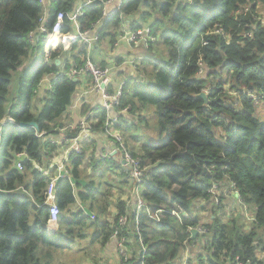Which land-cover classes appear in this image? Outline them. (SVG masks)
<instances>
[{
  "label": "trees",
  "instance_id": "trees-1",
  "mask_svg": "<svg viewBox=\"0 0 264 264\" xmlns=\"http://www.w3.org/2000/svg\"><path fill=\"white\" fill-rule=\"evenodd\" d=\"M74 5L75 0H53L48 28ZM103 7L93 3L79 20L83 33L98 28L99 46L112 48L124 23L133 29L152 24L158 39L138 68L147 83L133 79L123 89L120 110L129 114L121 115L118 128L145 171V208L137 224L120 228L117 218L128 210L115 197L125 184L123 168L115 160L99 161L95 150L88 158L86 151L73 157L74 185L66 179L56 185L59 230L46 229L43 203L50 180L35 166L48 167L57 148L37 134L71 126L68 108L80 84L58 75L54 52L51 64L45 63L44 36L34 45L30 41L44 13L41 0H0V122L15 121L1 131L0 264H70L67 251L91 235V244L103 249L116 230L130 240L131 264H181L186 251L189 264H264V120L258 116V105H264V0H124L110 18ZM81 54L87 56L88 46ZM84 62L75 58L78 67ZM51 75H58L52 90L40 93ZM201 93L208 94V106ZM97 112L95 129L106 132L108 112ZM150 116L157 133L134 137ZM32 122L38 131L18 127ZM159 133L167 138L148 143ZM21 153L27 159L19 170L14 162ZM81 166L99 174L97 180L85 181ZM231 183L241 204L227 213L226 196L215 206L210 193L216 187L223 194ZM202 201L208 215H201ZM112 205L117 213L109 221ZM240 208L249 211L251 224ZM198 227L206 233L193 239L191 230ZM89 252L80 254L81 263L96 260Z\"/></svg>",
  "mask_w": 264,
  "mask_h": 264
},
{
  "label": "built area",
  "instance_id": "built-area-1",
  "mask_svg": "<svg viewBox=\"0 0 264 264\" xmlns=\"http://www.w3.org/2000/svg\"><path fill=\"white\" fill-rule=\"evenodd\" d=\"M49 4L50 1L48 0ZM100 2L103 4V16L105 18H110L114 12L123 6L121 2L116 10H109V7L113 6L116 0H75V7L71 12H59L54 20L51 28H48V15H50V6H46V0H41V4L44 7V13L41 18L40 27L30 33L29 38L31 43H35L41 36L45 38V44L43 46L46 57L49 58L53 52H57L55 49H63L65 52L71 50L78 41L82 44L90 45V47L97 45L99 42V35L96 30H91L83 33L80 29L79 20L85 15V10L90 7L93 3ZM264 24V20L262 21ZM153 25L149 24L141 28L133 29L129 26V23H124L120 29V33L117 38L118 41L125 42L128 46L130 54H127L125 58V64L138 70L141 66L143 57L138 55L141 49L148 50L154 46L158 39L153 33ZM68 29L69 31L64 33L63 30ZM217 33H223L222 30L217 31ZM246 36H251L247 34ZM84 65L78 67L75 64H71L68 72L58 74L60 76L68 77L71 80H79L82 77L89 76L92 79L91 91L97 95H100L103 100L102 109L108 112L105 126V131H97L95 126L97 125L98 119L96 115H86L84 118L75 126H70L65 130H71L75 132L72 135L68 131L58 130L57 134L52 133H38L37 136L43 139V142L52 144L56 146V155H53L50 165L48 167H41L36 164L35 168L42 173L45 177L49 178L50 183L46 191L44 192V203L43 205L48 208V221L47 224L51 226H57L61 217V210L57 204L56 197V185L59 180L66 179L70 181L73 185L72 179V167L70 166L72 156H84L86 151L87 157L92 156L93 149L91 145L97 136H104L107 141V149L103 154L98 155L99 161H112L115 160L118 166H122L123 173L126 175V184L129 192L126 197L121 196V200L126 201L128 205V210L126 215H120L117 218L118 226L120 228L131 227L132 222L138 223L139 214L145 208V202L141 197L142 193V182L145 177V171L141 167V161L139 158H134L130 150L127 149L125 141L121 131H119L121 115H126L128 109L120 110L121 99L123 96V86H120L117 91L112 87V75L111 67H101L97 66L91 59L83 58ZM58 75H51L55 79ZM47 76L42 81L46 83V86L39 88V92H45V88L52 90V85L49 77ZM139 80L147 83L142 77H138ZM41 82V83H42ZM50 84V85H49ZM41 85V84H40ZM40 87V86H39ZM38 91V90H37ZM37 93V92H36ZM76 107V104L72 106ZM4 126V122L2 123ZM65 132L60 141L53 140L59 133ZM87 148H89L87 150ZM17 169H23V162L27 159L25 153L18 154ZM89 170H92L89 168ZM229 191L234 192L241 203V195L236 190V186L231 183L229 186ZM212 199H214L215 206H218L221 202L219 198V192L214 187L210 193ZM120 199V198H119ZM136 215L133 220L130 216ZM94 219V217L92 218ZM196 229H192L191 232ZM116 242V253L120 258V264H131L132 252L126 246V240H128L124 235L116 230L112 236V239ZM130 242V240H128ZM183 264H189L188 258H186Z\"/></svg>",
  "mask_w": 264,
  "mask_h": 264
},
{
  "label": "crops",
  "instance_id": "crops-1",
  "mask_svg": "<svg viewBox=\"0 0 264 264\" xmlns=\"http://www.w3.org/2000/svg\"><path fill=\"white\" fill-rule=\"evenodd\" d=\"M49 1H50V4L48 0H46V4H47L46 6L48 7L50 6V11H52L53 9L52 1L53 0H49ZM121 2L124 4V0H116L115 4L109 7V10L117 9ZM50 17H51V13L50 15H48V19H50ZM97 29L98 28H96V30ZM96 33L98 34L97 31ZM84 46H88L87 56H84L81 54ZM54 53L57 54L58 56L52 60V63L54 64V67L59 74L68 72L67 67L68 66L71 67V64H75V58H79V59L89 58L97 66L111 67L112 68L111 70L112 87L114 88L115 91H117V89L120 86H123L125 88L127 83H129L133 79H139L138 78L139 76L142 77V79L145 78L143 77V74H141L138 70L135 71V69L125 64L124 57L127 54H130V51L128 49L127 44L122 41H118V43L116 42L112 48L109 47L108 45H106L103 48L99 46L98 43L97 45L90 47V45L88 44L85 45V44H82L81 41H78V43L71 48V51L69 52L63 51L61 55H59L58 52H54ZM138 55L141 57H144L146 53L138 52ZM47 63L51 64V59L47 60ZM49 78L50 80H52L53 76ZM78 83L80 85L77 88V92L74 96L71 106L68 108V113L71 114V118L73 121L71 126L77 125L86 115H89V114L95 115V113L98 110H102V106H103V100L101 99L100 95H97L91 91V87H92L91 77L89 76L82 77L81 79L78 80ZM44 86H46V83L42 82L39 88H43ZM46 91H48V89L45 88V92ZM75 104H76V107L73 108L72 106ZM65 129H59V130H64V131L69 130V129L68 130H65ZM63 135H65V132L59 133L56 137H53V140L60 141ZM91 148L93 149V151L95 150V153H97V155L103 154V152H105V149L108 150L107 141L105 140L104 136H97L94 139V142L91 145ZM56 153L58 152L56 151ZM56 153L54 155H56ZM73 157L74 155L72 156L70 160L71 163L73 161ZM16 160L17 162L19 161L17 157H16ZM71 163H70V166L73 168V165ZM80 169L81 171L87 170L84 166H81ZM86 173H88V171ZM96 175H99V174H96ZM80 183L86 184V182H83V181ZM126 186L127 184H123V191L115 190L116 199L118 198L122 199L121 196L124 194V192H127L129 190L128 188H126ZM239 204L241 203H239L238 201L234 202L233 199H231L230 202H227L226 199H224V203H223V205H225L224 211L227 213H230V211L232 210L233 212H236L238 210ZM202 208H203V214L201 215H208L207 213L209 212L210 208L207 205V203L205 202L202 203ZM82 209L89 217H91V219L95 217L85 207L84 208L82 207ZM110 211H111V214L110 216H108L109 218L108 220L112 221L117 211L116 209L113 208V205L110 207ZM240 211H242V213L244 214V208H240ZM245 219L249 220L246 217V214H245ZM59 228H60V221L57 226H51L49 224L46 225V229L51 233L57 232ZM91 236H89L87 240L83 242L81 241L80 248L87 247L88 251H90L89 253H94L93 256L96 260H89L87 263H81V264H120V258L117 256L116 242L114 240L109 241L108 245L105 248L101 249L98 245L91 244ZM78 249L76 252H78ZM190 257L191 256L189 255V252L186 251L183 255L181 264H183L186 258L190 259Z\"/></svg>",
  "mask_w": 264,
  "mask_h": 264
},
{
  "label": "rangeland",
  "instance_id": "rangeland-1",
  "mask_svg": "<svg viewBox=\"0 0 264 264\" xmlns=\"http://www.w3.org/2000/svg\"><path fill=\"white\" fill-rule=\"evenodd\" d=\"M33 45L35 44V43H32ZM55 50H57V52H58V54L59 55H61L62 54V52L64 51V48L63 49H55ZM69 51H71V50H69ZM68 51V52H69ZM65 52V51H64ZM139 52H142V53H146V51L144 50V49H141ZM81 59H83V58H81ZM31 64V62H29L27 65L29 66ZM40 106V104H38V107ZM129 114V112L126 114V115H124V116H127ZM258 116L262 119V120H264V105H263V103L262 102H260V104L258 105ZM144 117V119H145V116H143ZM133 118V115H130L129 116V119H132ZM142 120H143V118H142ZM141 121V120H140ZM4 124H6L5 122H4ZM139 128H138V131H137V133H135V134H133V136L134 137H137V136H140L143 132L144 133H146L149 137H151V135L152 134H156L157 133V131H156V129H157V123H156V121H155V119H154V116L152 117V116H150L149 118H148V122L147 123H143V124H140L139 126H138ZM124 138V137H123ZM167 138V134L166 133H164L162 136L160 135V133L159 134H157L156 136H155V138H151L153 141H148V143H155V144H160V143H162L165 139ZM140 141H145V139L144 138H141V140ZM16 160H15V162H14V167L15 168H17V164H16ZM87 169V168H86ZM88 171V173H86ZM92 171L93 170H89V169H87V170H85L84 171V173H86L87 174V176L88 177H85L84 179L87 181V182H89V181H91V180H93V181H96L97 180V177H98V175H96L95 173H94V171H93V173H92ZM83 173V174H84ZM95 179V180H94ZM125 184H126V182H125ZM126 188H128L127 186H126ZM125 188V189H126ZM128 192H129V190L127 191V192H124L125 194H123L122 196H124V197H126L127 196V194H128ZM223 194H220L219 193V197L221 198V197H223V196H226L224 199H226V201L227 202H230L231 201V199H233V201L234 202H236L237 200L236 199H238L237 198V196L235 195V193L234 192H230L229 191V189L228 188H226V189H224L223 190V192H222ZM230 199V200H229ZM202 202H205V201H202ZM206 203V202H205ZM247 209V208H246ZM248 210V209H247ZM245 214H246V217L249 219V220H247V221H249V222H247L248 224H251L252 223V220H251V214L249 213V212H247V213H244L243 214V217H245ZM109 219V218H108ZM110 221V220H109ZM251 221V222H250ZM196 230L199 232V234L200 233H202V234H204V233H206L205 231H204V228L203 227H198V228H196ZM198 234V235H199ZM77 249L78 248H76L75 249V251H67L66 252V254H65V259H66V261L68 262V263H70V264H81V262H80V259H81V255L80 254H83V253H85V252H88V249H87V247L86 248H80V250L83 252V253H79V252H77L76 253V251H77ZM88 261L87 260H85L84 261V263H87Z\"/></svg>",
  "mask_w": 264,
  "mask_h": 264
},
{
  "label": "water",
  "instance_id": "water-1",
  "mask_svg": "<svg viewBox=\"0 0 264 264\" xmlns=\"http://www.w3.org/2000/svg\"><path fill=\"white\" fill-rule=\"evenodd\" d=\"M74 82H78L77 79L74 80ZM198 98H201L204 100V103H205V106H208L209 104V100H208V94L207 93H201ZM6 119H4L3 121L0 122V143H1V128H2V123L5 122ZM10 123H13L15 124V122L13 120L10 121ZM19 128L21 129H26V128H32V129H35L36 131H38V125L35 123V122H32V123H28V124H19L18 125ZM192 238H196L197 235L199 234V232L197 230H193L192 232Z\"/></svg>",
  "mask_w": 264,
  "mask_h": 264
},
{
  "label": "clouds",
  "instance_id": "clouds-1",
  "mask_svg": "<svg viewBox=\"0 0 264 264\" xmlns=\"http://www.w3.org/2000/svg\"><path fill=\"white\" fill-rule=\"evenodd\" d=\"M45 44V43H44ZM43 51H44V49H43ZM44 55H45V58H46V60H45V63H47V60H50L51 59V57H49V58H47L46 57V54H45V52H44ZM12 119H9V118H6V120H5V125H7L8 123H10V121H11ZM14 121V120H13ZM15 122V121H14ZM4 125V126H5ZM3 127V126H2ZM1 131H2V128H1Z\"/></svg>",
  "mask_w": 264,
  "mask_h": 264
}]
</instances>
